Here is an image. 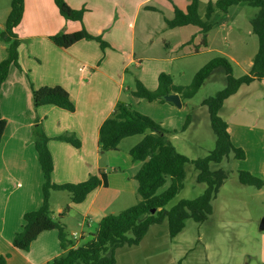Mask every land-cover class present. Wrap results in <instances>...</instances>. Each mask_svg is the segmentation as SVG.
I'll return each instance as SVG.
<instances>
[{"label":"crops","instance_id":"0c3cea01","mask_svg":"<svg viewBox=\"0 0 264 264\" xmlns=\"http://www.w3.org/2000/svg\"><path fill=\"white\" fill-rule=\"evenodd\" d=\"M66 1L73 8H85L82 20L66 19L54 0H25L24 15L16 28L21 39L19 66L13 64L10 67L0 89V108L7 120L0 141V254L8 256L6 264H47L64 251L57 229L41 232L28 250L20 249L13 243L15 233L24 225L25 213L38 209L44 199V174L33 140L36 124L41 125L50 137L48 147L54 161L51 176L54 183L81 182L93 174H100V171L106 173V184L102 183L90 191L81 202H73L72 194L65 193L68 190L50 192L49 204L53 218L62 215L61 221L68 240L80 245L92 238L97 229H93L96 223L99 224L105 215L114 212H109L112 204L131 201L138 191L135 174L140 167L129 153L136 143L126 147L121 145L130 136L121 141L118 150L104 151L100 148L99 129L116 103L125 99L131 106V103L138 104L135 108L137 111L175 131H178L184 119L180 109L186 105V100L182 99L181 107L160 99L149 101L132 94L134 84L127 88L125 84L131 66L138 68L139 79L149 89L157 88L161 73L172 72V61L178 57L169 54L171 44L167 38L171 37L172 32H179L175 31L178 28L192 24L170 28L164 18L157 27L148 14L161 12L167 17V11L172 15L167 18H172L175 7L186 10L190 0L177 3L175 0ZM208 1L201 0L202 3ZM245 6L244 3L237 4L231 10L229 8L227 13L215 17L216 25L209 31L207 44L204 45L208 50L214 48V43L221 42L228 46L230 35H215L214 32H229L237 20L245 23L241 13ZM9 12L10 7L0 9V30L4 28ZM143 12L145 14L142 16ZM246 13L248 20L255 14L248 9ZM30 24H34L35 28L29 29ZM83 29L101 35L110 45L102 48L95 39H82L69 47H61L51 39L56 33H72ZM199 34L200 28L189 38L182 35L183 38L177 39L176 44L178 47L183 46ZM166 35L168 37L164 38L165 44L161 49L152 47L158 54H137L138 37L156 46L157 41ZM224 51L234 59L227 50ZM6 55L7 43L0 38V62ZM185 55L193 53L182 54ZM173 82L176 84L175 79ZM46 85L65 87L75 104L74 111L54 104L36 107L33 88ZM244 86L249 88L243 89ZM263 90L264 78L244 84L225 101L221 110L225 111L224 119L228 123L233 143L246 151V157L237 160V170H248L264 179V101L256 94ZM125 93L128 95L124 97ZM245 94L247 98L241 100ZM62 135L77 137L81 145L77 147L59 138ZM215 213L213 207L211 218L204 222L196 221L200 223L195 225L197 231L201 230L199 240L206 249L205 230L216 226ZM75 231L79 232L80 237L74 240L72 233ZM160 242L158 240L157 244ZM183 259H187V254ZM184 263L185 260L181 261V264ZM126 264L136 262L127 259Z\"/></svg>","mask_w":264,"mask_h":264},{"label":"trees","instance_id":"16d2710c","mask_svg":"<svg viewBox=\"0 0 264 264\" xmlns=\"http://www.w3.org/2000/svg\"><path fill=\"white\" fill-rule=\"evenodd\" d=\"M54 2L66 19H83L85 8H73L66 0H54ZM201 3V0H190L186 10L175 7L174 16L165 18V21L170 28L188 24L198 26L202 33L203 45L207 44L208 33L216 24V16L227 13L229 8L240 3L258 8L250 18L252 31L258 36L259 45L249 73L235 77L229 59L216 57L195 73L189 85L175 84L169 73H161L156 89L147 88L139 78H136L132 94L149 101L156 99L166 101L163 98L165 93L176 92L185 101L198 92L214 71L224 68L227 75L226 86L214 96L203 101V104L208 106L211 125L216 135L214 149L204 157L191 159L178 151L167 135L168 130L159 122L137 111L124 99H120L99 129L100 148L104 151L118 150L124 138L144 134L143 138L129 151L134 160L141 162V166L135 174L141 200L117 214L105 215L99 221L92 238L83 244L75 245L73 241L68 240L63 223L55 220L52 216L49 204L50 192L51 190H68L72 194L73 202H81L90 191L102 183L106 184V173L100 171V174H93L81 182L54 183L51 179L54 161L48 147L50 137L41 125L36 124L33 128V140L44 174V199L38 209L25 213L24 225L13 238L16 247L28 250L41 232L57 229L64 251L47 264H116V249L124 245L140 244L153 224L167 221L170 237L174 238L184 228L186 219L193 218L195 221L204 222L210 218L213 214V201L227 178V172L224 169L213 170L211 164L222 162L232 152L238 160L246 157V151L233 143L228 123L221 117L220 111L225 101L235 94L242 85L264 78V0H209L205 5L204 16L200 13ZM24 5L25 0L11 1L9 15L4 28L0 30V38L7 43V55L0 62V89L8 76L10 67L13 64L19 66L21 39L16 28L22 21ZM51 39L61 47H69L82 39H95L102 48L110 45L101 35L91 34L85 29L72 33H56L51 36ZM33 102L36 107L54 104L70 111L75 109L69 91L62 85L33 88ZM189 118L190 116L184 126L188 123ZM6 123L7 120L2 116L0 108V141ZM59 138L67 140L77 147L81 145V141L73 135H62ZM190 163L194 164L198 171L197 181L205 183L206 188L196 197L182 198L173 206L167 207L184 187L187 175L186 166ZM168 177H170L169 186L162 193L157 194L158 189L167 182ZM238 180L244 185H254L257 188L264 186V179L248 170H238ZM153 209L155 212H152ZM60 216L62 217V215ZM129 231L133 233L131 237L127 235ZM7 257V255L0 254V264H6Z\"/></svg>","mask_w":264,"mask_h":264},{"label":"rangeland","instance_id":"374dc122","mask_svg":"<svg viewBox=\"0 0 264 264\" xmlns=\"http://www.w3.org/2000/svg\"><path fill=\"white\" fill-rule=\"evenodd\" d=\"M11 1L0 0V9L10 7ZM179 1L175 0V3ZM205 5L206 3H201L200 13L203 16L205 14ZM245 5V8L241 12L243 17H245V23L237 20L231 25L228 30L229 32H214L215 35H230L229 41H227L228 46L222 45L221 42L214 43V48L208 50L202 44L203 37L201 33L196 39L178 47L176 44L177 39H182V35H186V38H189L195 30L199 29L198 26L192 24L187 27L178 28L175 31L179 32H172L171 37L164 36L162 40L157 41L156 46L150 44V42L147 43V39L138 37L136 52L138 55L141 53L158 54L153 48L161 49L163 44H165L164 38L168 37L167 39L171 44L170 49L168 48L169 54L178 57L172 61L174 67L169 74L178 85H189L195 73L216 57H226L229 59L235 77L249 73L259 41L258 36L252 31L251 20H248L246 17V10L248 9L249 12L254 14L258 8L249 6L248 4ZM182 10H185V8L182 7ZM165 12L167 17L172 16L167 11ZM144 14L145 12L141 15L143 16ZM142 16H140V20H142ZM148 16L152 17L157 27L163 23L164 18H167L161 12H152ZM34 28L35 25L30 24L29 29ZM174 36L178 37L175 38ZM224 50H227L234 59L227 56ZM197 52L200 53L197 54ZM183 53H193V55L182 56ZM129 73L125 84L126 88L130 84H134L135 86V78H139L136 66H131ZM226 84V72L224 68H218L205 80V83L193 97L186 99V105L180 109L184 119L178 131L163 126L168 130L167 135L178 151L186 154L191 159L204 157L215 147L216 135L211 125L208 106L202 103L208 97L214 96L219 90H222ZM244 87L243 89L249 88V86ZM256 94L261 97V101H264V90L262 92L257 91ZM127 95L128 93H125L124 97ZM244 97L247 98V95L245 94L241 97V100ZM128 98L130 99V97ZM131 104L133 108L138 106V104ZM220 115L222 118H225V111L221 110ZM188 116H190L189 121L184 126ZM174 124L175 122L171 123V125ZM143 136L144 134L132 135L127 140H124L121 145L126 147L135 143L137 144ZM237 160L232 152L222 162L211 164L213 170L218 168L224 169L227 172V178L223 182L216 200L213 202L216 212V226L213 229L205 230L204 243L207 245V249L204 248V245L199 240L201 230L197 231L195 226L200 225V223L197 224L193 218L186 219L185 228L174 239L170 237L167 221H163L159 224H153L140 244L118 247L115 251L118 264H126L127 259H134L136 264H179V262H183L184 260V264H264V230L260 229V221L264 217V187L261 189L254 185H241L238 180ZM138 163L140 167L141 162L138 161ZM186 171L187 175L184 187L169 202L167 207L173 206L182 198L196 197L206 188L205 183L197 181L198 171L194 164H188ZM169 184L170 177L158 189L157 194L162 193ZM65 193L67 195L70 193L71 195L69 191H65ZM140 200L141 196L137 191L133 195V200H127L123 204L114 203L109 208V212L114 211L113 213L117 214L137 204ZM55 220L61 221V216L57 215ZM96 227H98V223L95 224L93 229ZM127 235L131 237L133 233L129 231ZM158 240H161L159 244H157ZM83 243L85 242L80 244ZM186 254L187 259H183Z\"/></svg>","mask_w":264,"mask_h":264},{"label":"water","instance_id":"95a60500","mask_svg":"<svg viewBox=\"0 0 264 264\" xmlns=\"http://www.w3.org/2000/svg\"><path fill=\"white\" fill-rule=\"evenodd\" d=\"M163 98L166 101H169V102L175 104L178 107H181L182 106V98H181V96H180L179 93H176V92H173V93H165L163 95ZM152 212H155V209H153ZM260 229L261 230H264V217L260 221Z\"/></svg>","mask_w":264,"mask_h":264},{"label":"built area","instance_id":"2783aa9c","mask_svg":"<svg viewBox=\"0 0 264 264\" xmlns=\"http://www.w3.org/2000/svg\"><path fill=\"white\" fill-rule=\"evenodd\" d=\"M80 237V234H79V232L78 231H75V232H73L72 233V239H78Z\"/></svg>","mask_w":264,"mask_h":264}]
</instances>
